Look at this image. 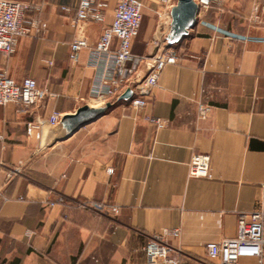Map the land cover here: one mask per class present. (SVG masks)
<instances>
[{"label":"crops","instance_id":"0c3cea01","mask_svg":"<svg viewBox=\"0 0 264 264\" xmlns=\"http://www.w3.org/2000/svg\"><path fill=\"white\" fill-rule=\"evenodd\" d=\"M19 1L41 6L28 19L39 18L42 31L21 37L0 65L17 82L35 78L43 95L29 108L0 105V264H170L148 263L143 246L174 228L175 264H220L208 246L236 236L239 216L264 198V0L214 3L204 17L218 29L198 21L170 47L178 61L162 69L144 108L118 103L64 140L49 124L53 111L102 103L90 49L73 62L70 45L86 38L95 46L116 0L79 26L80 0ZM157 1L145 0L137 56L168 47L159 35L172 0ZM200 101L212 106L205 120ZM147 115L169 125L159 129ZM197 153L210 156L211 178L189 176Z\"/></svg>","mask_w":264,"mask_h":264},{"label":"built area","instance_id":"2783aa9c","mask_svg":"<svg viewBox=\"0 0 264 264\" xmlns=\"http://www.w3.org/2000/svg\"><path fill=\"white\" fill-rule=\"evenodd\" d=\"M158 2L157 0H149ZM200 5L199 22L217 30L218 26L207 20L204 13L217 2L222 0H197ZM110 6V0H80L74 24L90 22L101 18L104 11ZM145 0H116L112 24L105 28L95 46H89L86 38L75 39L70 45V60L78 61L79 53L85 48L90 49V62L97 67V86L95 97L98 102L112 98L127 84L137 72L142 63L150 66L147 76L136 88V94L131 106L142 109L147 105L146 95L158 86L159 76L167 64L178 61L176 52L170 48L154 55L137 56L132 51V44L139 34L143 16ZM30 11L40 12L41 6L19 0H0V55L11 56L16 51L18 40L21 37L39 35L41 26L39 18L28 19ZM118 40L115 49L112 48L113 39ZM52 65L53 62L49 61ZM43 91L37 80L26 77L17 82L9 75L6 67L0 65V105L8 103L19 104L24 108L35 105L42 97ZM212 112V106L204 101L198 103L197 116L199 120L207 119ZM61 113L53 111L49 117V124L56 126ZM146 120L159 129L166 128L169 120L147 115ZM2 162H0V168ZM110 173L113 172L109 168ZM190 177L211 178V158L208 154H194L189 163ZM51 206L55 203L51 202ZM82 208L101 207V204L79 202ZM179 228L165 230L149 236L143 250L148 263L167 262L175 264L177 261L170 257L172 247L170 237H178ZM208 255L212 260H220V264H239L242 258H255L256 264H264V198L257 208L241 214L238 218L237 233L232 238H224L212 246H208Z\"/></svg>","mask_w":264,"mask_h":264},{"label":"water","instance_id":"95a60500","mask_svg":"<svg viewBox=\"0 0 264 264\" xmlns=\"http://www.w3.org/2000/svg\"><path fill=\"white\" fill-rule=\"evenodd\" d=\"M199 12L200 5L197 0H172L167 10L165 29L159 35L162 42L166 46L172 47L189 37L198 24ZM149 71L150 66L144 62L129 79L126 86L114 97L98 105L83 103L73 112L61 114L57 123L61 140L73 136L81 128L97 121L116 104L131 102L136 94L137 86Z\"/></svg>","mask_w":264,"mask_h":264},{"label":"rangeland","instance_id":"374dc122","mask_svg":"<svg viewBox=\"0 0 264 264\" xmlns=\"http://www.w3.org/2000/svg\"><path fill=\"white\" fill-rule=\"evenodd\" d=\"M161 51H164V49H162ZM160 50H158V51H156L155 53H153V54H150V55H154V54H156V53H158V52H161Z\"/></svg>","mask_w":264,"mask_h":264}]
</instances>
